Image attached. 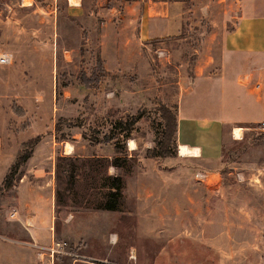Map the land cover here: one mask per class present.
<instances>
[{
  "label": "rangeland",
  "instance_id": "rangeland-1",
  "mask_svg": "<svg viewBox=\"0 0 264 264\" xmlns=\"http://www.w3.org/2000/svg\"><path fill=\"white\" fill-rule=\"evenodd\" d=\"M151 1L158 0H0V53L12 55L0 66V185L31 152L0 192V264H25L28 253L32 264H154L159 250L177 252L161 264H264L261 124L224 135L215 162L182 157L171 132L169 155H152L169 136L161 111L175 114L179 82L219 55L238 0H160L182 27L139 41L124 18ZM137 115L123 140L118 122ZM116 141L127 155L119 168L111 165ZM63 157L75 162V182L59 205ZM24 173L37 190L47 189L45 208L18 209ZM108 174L124 182L119 211L91 207L108 190ZM34 215L49 234L45 256L28 242L25 224ZM53 240L60 243L54 253ZM85 245L84 252L107 256L87 258L77 252Z\"/></svg>",
  "mask_w": 264,
  "mask_h": 264
},
{
  "label": "crops",
  "instance_id": "crops-1",
  "mask_svg": "<svg viewBox=\"0 0 264 264\" xmlns=\"http://www.w3.org/2000/svg\"><path fill=\"white\" fill-rule=\"evenodd\" d=\"M164 3L160 0L153 1L152 5L144 2L141 11L124 18L139 41L163 38L177 33L182 27L180 17L169 12ZM237 7L236 22L223 34L219 55L199 61L191 81L186 84L179 82L174 105L176 143L179 153L181 147L188 151L180 154L187 160L200 163L218 161L224 135L231 134L234 137L237 130H241L242 135L246 131L245 126L264 122V0H238ZM37 175H41L40 172ZM22 176V182L16 188L18 209L33 208L39 202L45 208L48 195L44 193L47 189L37 190L29 184L28 179H24L25 173ZM45 212L42 209L41 217ZM41 217L34 215L28 218L25 229L28 242H34V247L44 249L38 255L45 256V242L49 234L45 238V233L39 228L43 223ZM45 218L50 230V220L46 215ZM85 247L77 248V252L81 251L84 256L95 261L107 256L99 257L84 252ZM175 253L159 250L154 264H161V257L166 254L173 256ZM28 254L30 259L27 260L26 255L25 264H32L33 255Z\"/></svg>",
  "mask_w": 264,
  "mask_h": 264
},
{
  "label": "trees",
  "instance_id": "trees-1",
  "mask_svg": "<svg viewBox=\"0 0 264 264\" xmlns=\"http://www.w3.org/2000/svg\"><path fill=\"white\" fill-rule=\"evenodd\" d=\"M161 117L165 120L167 123V128L169 129V136L167 135V140L164 142H157L155 147H158V151L153 156H167L168 149L167 146L169 145L171 133H174L176 135L177 132V119L176 115L172 114L169 110L163 109L161 111ZM140 115L137 116H129L127 120L125 121H119L118 125L121 126V136L124 138L123 140L130 137V132L132 126L136 123V121L140 118ZM259 125V124H258ZM261 126V125H260ZM259 126V127H260ZM114 136L111 138L113 139ZM116 140H118L116 138ZM121 142H114V149L116 153L113 156L111 165L114 168L123 167V164L121 161H126V153L120 154L119 151H122V147L119 146ZM30 151L23 152L16 161L11 165L8 173L6 174L5 178L3 179L1 185H0V192L3 189L9 188L13 184V180L15 176L18 174L20 167L23 163L26 162V160L30 156ZM125 158L124 160H121ZM75 162L71 160L70 158L63 157L61 158V163L57 166V177L60 178V174L66 176V185L65 188H57L55 191V199L57 204H64V194L65 193H71L73 184L75 182ZM61 171V172H60ZM105 180L107 182L108 190L104 192L102 196H95L94 198V204L91 206L93 209L97 210H106V211H119L121 208L122 198H123V188H124V182L120 175L118 174H108L105 177Z\"/></svg>",
  "mask_w": 264,
  "mask_h": 264
},
{
  "label": "built area",
  "instance_id": "built-area-1",
  "mask_svg": "<svg viewBox=\"0 0 264 264\" xmlns=\"http://www.w3.org/2000/svg\"><path fill=\"white\" fill-rule=\"evenodd\" d=\"M12 61V55L10 53L7 52H1L0 53V66L3 65H8L10 64ZM260 129L264 130V122L261 123ZM196 177L199 178L200 180H205L206 179V174L203 173H196ZM15 214V213H13ZM60 245L59 242H54L51 245L50 250H52V253L56 252V248Z\"/></svg>",
  "mask_w": 264,
  "mask_h": 264
},
{
  "label": "bare ground",
  "instance_id": "bare-ground-1",
  "mask_svg": "<svg viewBox=\"0 0 264 264\" xmlns=\"http://www.w3.org/2000/svg\"><path fill=\"white\" fill-rule=\"evenodd\" d=\"M70 2H71L73 5H78L77 0H70ZM240 132H241V130H237V131H236L235 134H236L237 137L240 136ZM133 145H134V144H133ZM130 146L132 147V141H130ZM186 153H188V151H186L185 148L181 147V148H180V154H186Z\"/></svg>",
  "mask_w": 264,
  "mask_h": 264
}]
</instances>
